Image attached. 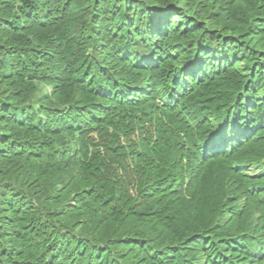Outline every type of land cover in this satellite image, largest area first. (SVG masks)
Listing matches in <instances>:
<instances>
[{"label":"trees","instance_id":"16d2710c","mask_svg":"<svg viewBox=\"0 0 264 264\" xmlns=\"http://www.w3.org/2000/svg\"><path fill=\"white\" fill-rule=\"evenodd\" d=\"M0 264H264V0H0Z\"/></svg>","mask_w":264,"mask_h":264}]
</instances>
